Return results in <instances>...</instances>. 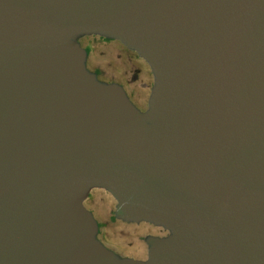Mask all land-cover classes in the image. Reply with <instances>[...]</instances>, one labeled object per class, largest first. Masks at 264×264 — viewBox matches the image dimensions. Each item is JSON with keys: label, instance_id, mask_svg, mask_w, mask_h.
I'll return each instance as SVG.
<instances>
[{"label": "water", "instance_id": "95a60500", "mask_svg": "<svg viewBox=\"0 0 264 264\" xmlns=\"http://www.w3.org/2000/svg\"><path fill=\"white\" fill-rule=\"evenodd\" d=\"M0 264H264V0H0Z\"/></svg>", "mask_w": 264, "mask_h": 264}, {"label": "rangeland", "instance_id": "374dc122", "mask_svg": "<svg viewBox=\"0 0 264 264\" xmlns=\"http://www.w3.org/2000/svg\"><path fill=\"white\" fill-rule=\"evenodd\" d=\"M92 51H93V54H96V53L99 51V48H98V49H93ZM95 57H96V56H95ZM96 58H97V57H96ZM98 59L101 60V61H103L104 63H106V59H105V58H99V57H98ZM126 240L130 241L129 237H128ZM117 244H118L119 246H125L126 242L117 241Z\"/></svg>", "mask_w": 264, "mask_h": 264}]
</instances>
